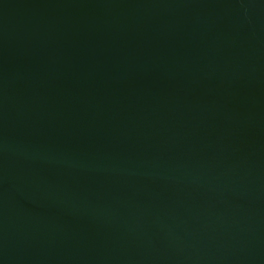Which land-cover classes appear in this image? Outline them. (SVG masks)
<instances>
[{"label": "water", "instance_id": "95a60500", "mask_svg": "<svg viewBox=\"0 0 264 264\" xmlns=\"http://www.w3.org/2000/svg\"><path fill=\"white\" fill-rule=\"evenodd\" d=\"M0 264H264V0H0Z\"/></svg>", "mask_w": 264, "mask_h": 264}]
</instances>
